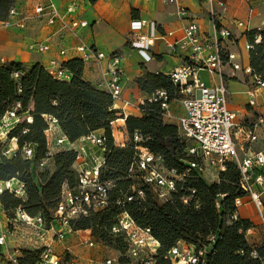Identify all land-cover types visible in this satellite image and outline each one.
<instances>
[{
    "label": "built area",
    "instance_id": "2783aa9c",
    "mask_svg": "<svg viewBox=\"0 0 264 264\" xmlns=\"http://www.w3.org/2000/svg\"><path fill=\"white\" fill-rule=\"evenodd\" d=\"M204 1L211 31H202L196 21L190 19L182 27L181 38L171 44V48H177L187 54L186 62L167 74L175 87L177 96L170 100L167 91L161 89L152 93L148 100L159 105L163 121L175 122L180 136L190 143L187 149L188 155L197 159V161L190 162V168L198 170L202 176L207 168H213L216 173V178L213 180L215 181L219 172L225 170L227 162H233L236 165L241 175L240 187L253 203L260 217V225L264 233V175L258 173L264 167V150L256 151L253 148V144L258 140V129L264 127V118L259 117L255 122L245 125L244 123H237L235 114L228 109L223 69L228 64L232 70H239L240 65L234 62L236 59L234 53L224 51V41L231 38V33L228 29L219 26L217 10L225 7V1ZM244 1L248 4V19L237 21L235 25L243 30L245 37L251 30L256 31L251 42L247 41L245 44V49L249 51L253 44L260 43V31H264V22L261 23L260 27L250 29L249 19L256 14L253 8L256 0ZM163 3L177 5L175 10L177 18L183 20L187 16V11L178 4V0H163ZM75 11L76 5L74 4L67 5L63 11H60L51 0L46 4L35 3L31 14L20 11L13 5L9 9L7 17L0 20V28L23 29L28 20L39 18L45 20L47 25L58 22L62 29L74 33L77 28H85L88 25L86 20L72 16ZM144 28H147V32L141 33ZM160 35L156 23L153 21L136 19L130 22V46L136 49L145 61L150 60L148 51L154 44V40ZM167 35L171 36L172 32H168ZM28 49L46 52L49 50V45L43 42H32L28 45ZM75 51L78 53L77 58L83 64L93 60L100 65L101 62L107 60L105 69L101 71L98 86L110 95L114 108L116 107L115 104H121L122 109L136 108L140 114L142 113L143 101L134 105L122 96L123 68L120 54L114 53L106 56L102 51L94 49L81 40L76 45ZM65 53V50L59 51L60 56H64ZM45 69L57 80L68 81L71 77L62 62L56 59L50 60L48 68ZM244 71L250 75L251 86L246 91L248 105L254 107L259 93L264 92V82L257 75H252L249 68H245ZM200 72H206L212 76L214 78L213 83L206 85L200 79ZM13 76L16 78L18 74L14 72ZM172 101H177L183 108L182 115L173 116L170 111ZM20 109V103L16 102L7 111L5 118L0 119L1 153L8 158L15 152L17 144L16 138H8V132L19 122L17 111ZM122 114L125 118L127 117L123 112ZM26 121L30 122L31 118L27 116ZM52 122L56 124L55 119H52ZM113 124L114 121L110 123V126L113 127ZM2 135H4L3 139L10 140L12 146H4L5 141L1 140ZM111 136L113 137L112 132ZM146 139L137 132L131 136V140L135 144H141L140 142ZM104 141V138L96 133H90L74 143H68L62 135L56 138V146L61 145L63 149L76 151L74 165L78 166L77 182L73 187H62L58 203L48 225L40 216L30 217L19 207L16 209L13 219L31 225L39 232V242L42 245L38 248L40 253L37 264H76L75 259L67 252L65 255L68 257L61 259L55 251V242L64 240L66 234L74 232L71 228L72 221L87 216L90 212L103 211L109 206L114 182L102 180L100 177L101 168L104 165ZM128 141L129 136L122 143L115 144L114 142V144L122 147ZM94 148L100 149V154L95 153ZM135 150L136 158L129 171H133L135 167V171L140 174L141 183L151 190L158 201H168L170 196L173 193L178 194L177 192H184L179 195V200L184 205L192 200L195 190L191 189L185 192L182 186L179 190L177 188L186 173L177 174L174 170L166 169L162 164L161 156L149 152L142 145L135 146ZM32 154V149L29 146L23 147L22 155L24 158L29 159ZM49 155L48 150L41 165L48 160L47 156ZM9 181L0 182V195L7 190L21 198L24 193L23 185L18 183L19 187L15 188ZM132 190L135 195L126 196L122 201L117 199L115 204L124 207L127 202L129 203L133 199L144 198L142 189L134 190L132 187ZM235 206L236 208L241 206V198L235 200ZM3 215L0 206V216ZM237 217L236 211L233 214V219ZM116 218V223L111 227L110 233L121 236L126 249L124 253H119L118 257H104L98 261V264H156L155 255L159 248V242L153 237L150 228L136 224L125 209ZM250 229L246 230L245 236ZM49 232H52V235L48 239L46 235ZM6 238V232L0 228V248L6 245ZM211 241H213L212 238ZM83 244L89 248L94 246V242L90 238L85 239ZM239 253L243 254L242 251ZM19 256L21 253L15 251L9 256V263L19 264L17 260ZM250 256L255 259L257 257L256 251L252 250ZM164 258L169 260L171 264H208L205 247L194 249L183 242H177L166 252Z\"/></svg>",
    "mask_w": 264,
    "mask_h": 264
},
{
    "label": "trees",
    "instance_id": "16d2710c",
    "mask_svg": "<svg viewBox=\"0 0 264 264\" xmlns=\"http://www.w3.org/2000/svg\"><path fill=\"white\" fill-rule=\"evenodd\" d=\"M13 5L14 0H0V20L7 17ZM255 32L251 30L247 33L248 42H251ZM260 35V43L253 44L248 51L249 67L250 73L264 82V31H260ZM62 65L71 74L68 81L53 78L40 64L24 67L11 62L0 66V96L11 97L13 104L19 102L21 109L17 111L18 115L26 114L31 118L30 122L25 120L9 130L8 138L17 139L16 150L11 157L3 156L0 146V182L15 179L24 189L21 198L7 190L0 195L1 210L6 218L7 215L14 218L19 207L30 217L40 216L48 225L62 187L70 188L77 182V172L73 169L76 151L73 149H62L47 156L53 164L51 172L38 168L48 151L45 131L49 127L47 118H50L56 120L61 135L68 143L100 132L105 140L100 177L114 182L109 206L72 221L73 231L88 230L95 242L122 254L126 249L125 242L121 236L111 234L110 229L116 223L117 215L125 209L136 224L150 228L159 242L156 264H171L164 256L177 242L194 249L205 247L208 264L264 262V244L251 246L246 240L245 233L252 228L251 222L239 216L233 219L237 211L235 200L246 196L240 187L241 175L236 165L227 162L217 180L205 179L198 170L190 168V162L197 161L188 155L190 143L180 136L176 125L163 121L159 105L149 102V96L161 89L167 91L170 100L175 99V87L167 75L143 71L134 80L137 88L147 97L141 105L143 111L140 116L128 115L125 118L129 141L120 147L113 142L110 126L120 111L113 107L110 95L83 79L84 65L80 59L72 58L62 62ZM14 72L18 77L13 76ZM135 132L147 139L141 144L133 143L131 136ZM137 145L160 155L166 169L177 174L186 173L177 188L179 190L182 186L185 192L195 190L187 205L179 200V195L184 192L173 193L168 201L157 202L151 190L141 183L135 167L129 171L136 158ZM25 146L33 152L29 159L22 155ZM93 150L97 154L101 152L100 149ZM132 187L134 190L142 189L144 198L133 199L124 207L115 204L117 199L122 201L126 196L135 195ZM252 250L257 253L255 259L250 256ZM39 253L40 249L21 251L17 260L19 264H37Z\"/></svg>",
    "mask_w": 264,
    "mask_h": 264
},
{
    "label": "crops",
    "instance_id": "0c3cea01",
    "mask_svg": "<svg viewBox=\"0 0 264 264\" xmlns=\"http://www.w3.org/2000/svg\"><path fill=\"white\" fill-rule=\"evenodd\" d=\"M48 1L50 0H14V5L18 10L31 14L35 3L39 2L46 4ZM51 1L60 11H63L67 5H77L78 9H76L72 16L77 19L86 20L88 22L87 27L77 28L75 32L72 33L62 29L58 22L53 25H47L43 19L32 18L27 21L26 27L23 29L14 27L0 28V66L6 63L16 62L24 67L40 64L44 68H48L49 61L52 59L64 62L72 58H77L78 53L75 51V47L79 43V40L97 50H100L102 45L105 46L106 50H111L108 55L117 53L123 56L126 51L120 48L121 42L124 41L125 45L131 47L129 43L130 22L136 19L153 21L156 23L158 33L161 35L154 40V44L148 51L151 57L150 60L145 61L138 52L133 51L136 56L130 53L127 57H129L131 62L122 65V96L134 105H138L147 97L145 93L137 88L134 82L137 77L142 75L143 71L167 75L172 69L186 62L185 57L187 54L177 48H171V44L175 40L181 38L182 27L188 20H195L200 29L204 32L211 31L210 23L206 20L207 11L206 8L202 6L201 0H178V4L187 11V16L183 20L177 18L175 14L177 5L165 4L163 0H95L93 2L90 0ZM224 1L225 7L221 10H217L219 26L228 29L231 33V38L224 41V49L226 53H234L236 55V59L234 60L235 63L239 64L238 61L241 63L239 64V70H232L228 64H226L223 69V80L227 89V106L228 109L235 114V121L237 123H244L247 125L246 120L250 117L256 116L253 122L259 117L264 118V92L259 93L254 107L248 105L246 91L251 86L250 75L244 71L245 68L250 69L249 54L245 49L247 39L243 34V30L235 25L237 21H246L248 19V4L244 0ZM253 8L256 14L249 19L250 29L258 28L261 23L264 22V0H256L253 4ZM90 20L91 24L89 22ZM146 32L147 28L141 31V33ZM168 32H172V35H167ZM32 42L46 43L49 45V50L46 52L31 51L28 49V45ZM162 48L164 51H162ZM60 50L66 51L64 56L59 55ZM165 56H167V58ZM135 58L137 61H135ZM83 65V79L96 87L101 79V71L105 69L107 65V60L101 62L100 65L93 60ZM199 76L206 85L214 81V78L206 72H200ZM243 81L245 82L244 85L242 84ZM232 97L235 99L238 97L239 99L234 101ZM173 102L175 101H172L170 104V109H172L170 111L173 116L182 115L184 110L181 106L179 113L174 114L176 108L172 107ZM115 106L116 109L123 112L126 116H140V112L136 108L122 109L121 104H115ZM241 117L244 118L242 121L240 120ZM119 121H121L122 124L124 123L123 120ZM165 122L175 125V122L172 121ZM253 122L247 123L249 125ZM97 134L101 133L97 132ZM257 135L258 140L253 144V148L256 151L264 150V127L258 129ZM47 140L48 144H52L53 139L48 138ZM237 214L241 219H247L251 222L248 215L247 203L243 202L242 198L241 206L237 208ZM258 226L261 228L260 231L264 236L261 225L259 224ZM253 227L246 234L248 243L250 239H255L256 236L257 242L259 241L258 235H253ZM83 232H85V234H83ZM73 233L78 234L77 237H80L79 241L81 239L91 238L87 230L74 231L72 234H66L64 236L63 252H67L73 258L75 257L77 264H98V259H100V257L97 254L102 252V248L96 247V243H94L95 246L92 248L86 245L84 246L82 241L77 244L75 241H72L74 236ZM57 242H55L54 248L58 250ZM0 254H3L1 248ZM0 264L5 263L0 262ZM6 264H9L8 260Z\"/></svg>",
    "mask_w": 264,
    "mask_h": 264
},
{
    "label": "rangeland",
    "instance_id": "374dc122",
    "mask_svg": "<svg viewBox=\"0 0 264 264\" xmlns=\"http://www.w3.org/2000/svg\"><path fill=\"white\" fill-rule=\"evenodd\" d=\"M201 1H202V6L204 8H206L205 1L204 0H201ZM76 9H78L77 5H76ZM206 20L209 23V16L208 15L206 16ZM89 22L91 24V20ZM120 46H121L120 48H122L124 51H126V52H124L123 56L121 57L122 65L124 63L131 62V60L129 59V57H127V55H129L130 53H133V51L137 52V50L129 47L128 45H125L124 41L121 42ZM104 47L105 46L102 45L100 47L101 48L100 50L107 56L111 52V50H106V47L105 48ZM162 51H164L163 48H162ZM224 51H225V49H224ZM133 54H135V53H133ZM134 56H136V54ZM165 57L167 58V56H165ZM135 61H137L136 58H135ZM238 63L241 64L240 61H238ZM242 84L244 85L245 82L243 81ZM96 87H98L101 90H103V88L99 87L98 85ZM232 98L234 99V101L235 100L237 101L239 99L238 97L236 99L234 97H232ZM172 104H173L172 107L176 108L174 110V114H178L179 111H180V104L177 101L173 102ZM12 106H13V100H12L11 97L0 96V119L1 118H5V116L7 114V111H9L12 108ZM170 110H172V109H170ZM26 117H27L26 114L20 115L19 116V122L17 124L25 122ZM255 117H250L248 120H246V124L248 125L247 122H253ZM124 118L125 117L123 116L122 112L120 111L118 113L117 119L114 120L113 127H111V132H112L113 137H114V139H113V137H112V139H113V142H115V144L122 143L128 137V134L126 135L127 132L125 131L126 130L125 129V123L122 124L119 121V120H123L124 121L125 120ZM243 119L244 118L241 117L240 120L242 121ZM47 120H48L49 127L45 131V136H46L47 139L48 138L53 139L52 144H48L47 143V149L49 150L50 155H52V154L62 150L63 146H61V145L60 146H56L55 145L56 138H59V136L61 135V133H60L58 127H57V124L53 123L52 119H50V118H47ZM58 131H59V133H58ZM0 132H2V131L0 130ZM3 138H4V135H2V139L1 140L5 141L4 142V146L5 147L12 146V143H10L9 139L5 140ZM38 168H42V169H40L42 171L43 170H47V171L51 172L53 170V164H52L51 159L49 161L48 160L45 161L43 165H41V163H40V167H38ZM73 169L77 172L78 166H76V165L73 166ZM261 172H264V167L262 168ZM203 176L206 177L208 179V181H213L216 178L215 170L213 168H207L204 171V175ZM9 183L12 186H14L15 188H17V186H18V182L16 180H11V181H9ZM242 201L247 203V210H248V215H249V217L251 219V225H252V227L254 226L253 227L254 228L253 235L254 234L258 235V239H259V241L257 242V236H256L255 239H250L249 244L251 246H259L261 244H264V236H263L262 232L260 231L261 228H259V226H258L260 224V217H259V215H258L253 203L249 200V198L247 196L243 197ZM157 202L161 203L158 200H157ZM0 228H2L6 232V235H7L6 245L1 247V250H2L4 255L0 254V262H4L6 264L9 256L12 255L15 252V249H16V251H19L21 253V251H25V250H37L42 245L39 242V232L37 231V229H35L31 225L25 224L24 222L16 221L15 219H13L9 215H7V218H6L5 214L3 216H0ZM83 234H85V232H83ZM51 235H52V232H49V233H47L46 237H48V239H49L51 237ZM73 235L74 236H73L72 241H75L77 244L80 241H82V243H83V241L85 240V239H81L79 241L80 237L79 238L77 237L78 234L73 233ZM253 235H251V236H253ZM90 239L93 240L94 243H96L95 244L96 247L98 246V248L99 247L102 248V252L100 254H97V255H99L100 259H103L104 257H108V256L118 257L119 253L117 251H115V250H113V249H111L110 247H107V246H105V249H104V246L101 245L98 242H95L92 237ZM63 242H64V240L57 242L58 243V245H57L58 246V250H57V248H55L57 252L59 251L58 253H59V255H60L62 260L64 259V257H68L67 255H65L67 253L63 252V247H64V243ZM74 259H76V258L74 257ZM100 259H98V260H100ZM76 264H77V261H76Z\"/></svg>",
    "mask_w": 264,
    "mask_h": 264
}]
</instances>
